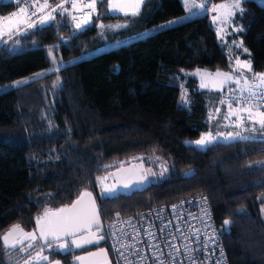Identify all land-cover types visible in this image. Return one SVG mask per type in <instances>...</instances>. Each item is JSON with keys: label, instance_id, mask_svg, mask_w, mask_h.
<instances>
[{"label": "trees", "instance_id": "obj_1", "mask_svg": "<svg viewBox=\"0 0 264 264\" xmlns=\"http://www.w3.org/2000/svg\"><path fill=\"white\" fill-rule=\"evenodd\" d=\"M17 1L0 0V16ZM241 8L235 21L247 52L227 53L209 15L103 51L183 17L180 0H143L135 16L110 14L107 0H97L82 31L70 30L67 13L57 11L46 25L0 42V86L48 69V49L64 61L93 54L0 93V236L17 224L32 232L46 209L71 205L83 191L92 193L103 228L201 196L228 264H264V164L257 163L264 161V141L216 143L202 151L185 145L208 132L213 113L216 120L226 115L218 103L221 90H198L186 72L231 71L236 58L250 61L253 74L264 73V7L244 0ZM126 162L142 163L152 182L139 193L102 196L111 173ZM34 243L20 252L0 242V264H25L41 247L49 261L40 264H71L76 257ZM93 249H104L110 260L106 241Z\"/></svg>", "mask_w": 264, "mask_h": 264}, {"label": "snow or ice", "instance_id": "obj_2", "mask_svg": "<svg viewBox=\"0 0 264 264\" xmlns=\"http://www.w3.org/2000/svg\"><path fill=\"white\" fill-rule=\"evenodd\" d=\"M107 2L110 8H120V4L117 3L116 0H107ZM142 2L143 0H131V3L134 4L131 15L135 16L138 14L139 6ZM241 2L242 0H232V3L230 4L213 5V11H218V16H214L213 20L215 21L222 16L224 22H226L235 14V9L242 12L243 9L241 8ZM70 3L72 8H77L78 0H70ZM96 3L97 0H89L86 7L90 9V12L86 13L87 16H90L91 12L96 11ZM185 6H188V0H185ZM29 7H34L35 10L29 11ZM191 7L204 9L206 4H192ZM49 8H51V11L45 12V10ZM121 10L123 9L121 8ZM189 10L191 11V8H189ZM219 10L223 11L220 12ZM57 11H59V14L63 15L68 12V9L64 7L63 3L52 7L49 5L48 0H44L42 4L39 3V0H34L33 5L19 7V12H13L9 14V16L0 17V38H3L4 36L12 37L14 35H19L21 33V26H24L23 30L26 32L29 29L36 28L37 25H45L49 21L55 19L53 12ZM33 17H38V19H33ZM73 19L75 20L76 17L73 16ZM87 22L88 20L85 19L82 23L86 24ZM76 27L80 28L81 24L78 23ZM240 46L241 45H237V47ZM245 51H247V49H245ZM49 54L51 55V51ZM237 65L240 69H246L249 72L252 70L250 61L237 60ZM236 71L237 69L235 68L232 69L231 72H222L217 70L215 73L205 72L204 76H215L217 78H221L219 80L217 90H221L223 84L229 81L240 85L241 80H243V86L240 88L241 98L236 102L249 106L242 107L238 109V111L241 113H247V121L252 125V132L259 131L264 134V110H261L264 109V91H256V89H264V73H255L251 78V81L254 82H250L249 78L244 75L243 71L240 72V76L234 77L233 74ZM200 73L201 70L197 69L194 75H199ZM35 75L39 77L44 74L37 73ZM204 76L201 77V88L208 87V84L204 82ZM24 82L26 83V81ZM17 83L19 84L22 82ZM245 91L248 92L246 97L243 96ZM183 98L184 97L182 96V99ZM221 103H224V101L221 100ZM228 106L230 109L232 108L231 104ZM253 109H256V111L254 112ZM217 111H219V109H217ZM236 114V111H232L230 113V115ZM237 119L239 120L238 126L244 124L245 117L237 116ZM256 125H259V127L257 128ZM237 138L241 140H249L253 137L241 136L239 132L235 133V135L229 133L225 137L226 140H235ZM215 139L216 137H214L211 133H207L194 143L200 147H205L208 144H211ZM257 163L264 164V161H258ZM143 179L144 178L141 177V181ZM128 186L129 185L127 183L124 184V187ZM115 191V186H106L103 194L111 196L115 193ZM85 197H88L89 199L85 201ZM117 216H119V213H117ZM229 223V220L224 221L225 225H228ZM114 226L115 225H112V227ZM93 228L96 229L95 232L92 231ZM84 233H87V235H84ZM110 234L113 236L115 235L114 232ZM67 237H73L70 244L74 245L76 248H81L87 244L99 243L100 240L104 239L99 213L95 206V200L92 199L91 192H81L78 198L73 201L71 205H65L55 210L46 209L41 216L36 218V229L32 232H25L18 224L13 225L3 236H0V242H2L5 247L17 249L20 252H27L29 249H34L36 247V244L34 243L35 241L42 240L48 249H52L55 246L61 251H66L69 248V241L66 239ZM62 240L63 242H61ZM26 241L29 242L25 243ZM43 251L44 247H41L40 250L36 252L35 257L29 256V258L25 260V264H32V261H35V264H40V261H49V257L42 254ZM89 255L95 256L97 254L89 253ZM84 259L85 258L81 256L76 257V260L80 261L81 264H83ZM49 264H51V262H49ZM56 264H59V261H57ZM161 264H163V262H161Z\"/></svg>", "mask_w": 264, "mask_h": 264}, {"label": "built area", "instance_id": "obj_3", "mask_svg": "<svg viewBox=\"0 0 264 264\" xmlns=\"http://www.w3.org/2000/svg\"><path fill=\"white\" fill-rule=\"evenodd\" d=\"M196 1L213 10V4L209 0ZM61 2L68 9L67 25L70 30L79 32L91 24L95 12H91L90 16L86 15L90 12L86 7L89 0H78L77 8L71 7L70 0ZM18 3L19 7H25L33 5L34 0H18L12 10L0 17L19 12ZM34 10V7H29V11ZM73 16L76 17L75 20ZM85 19L88 20L86 24L82 23ZM78 23L81 24L80 28L76 27ZM23 27L21 26V32L24 31ZM244 74L250 82H254L251 81L254 75L251 71H244ZM242 86L240 84L222 89L218 99L219 106L224 109H230L229 104L232 108L248 107L249 105L236 102L241 98ZM247 95L248 92L245 91L243 96ZM112 232L115 233L114 236L110 234ZM103 235L110 249L111 264H228L209 203L201 196L147 209L131 217L117 218L103 228Z\"/></svg>", "mask_w": 264, "mask_h": 264}, {"label": "rangeland", "instance_id": "obj_4", "mask_svg": "<svg viewBox=\"0 0 264 264\" xmlns=\"http://www.w3.org/2000/svg\"><path fill=\"white\" fill-rule=\"evenodd\" d=\"M244 0H242L243 2ZM257 4H259L260 6L264 7V0H254ZM241 2V3H242ZM191 4H196L199 5L201 4L200 2L196 1V0H192L190 2ZM232 3V0H225L222 1L220 3L217 4H230ZM216 5V4H215ZM196 13L198 16H203V15H209V19H210V23L212 26V29L214 30L215 36H216V40L218 41L219 45L224 48L227 53L231 54L233 51H236L235 49H239L241 48L243 51H245V49L242 47L241 41H240V37H239V33L242 32V28L241 26L235 21V18L237 15H239L240 11L238 9L234 10V15L228 19L226 22H224L223 17L220 16V18L216 19L215 21L213 20L214 16H218V11H213L212 9L205 7L204 9L198 8V7H194ZM49 9H46L45 12H47ZM212 10V12H211ZM51 11V10H49ZM220 12H222L223 10H219ZM181 19H184V17H180L178 19H174L172 21L174 22H180ZM179 23H175L174 25H177ZM168 23H164L158 26H154L148 30H146L145 32L129 37L127 39L121 40V41H117L114 42L112 44L107 45L103 51H109V50H113L118 48L119 46L122 45H127L129 43L141 40L143 38H145L148 35L154 34L157 31L166 29ZM46 25V24H45ZM41 26V25H38ZM43 26V25H42ZM119 27V26H118ZM118 27L114 28L117 29ZM165 27V28H163ZM103 34V33H102ZM237 45H241L240 47H237ZM51 51V55L49 54ZM247 52V51H246ZM45 55L47 57V59L50 62V65L48 67V69L38 72V73H43L44 75L48 74L49 72L76 63L78 61H81L82 59H85L86 57H90L93 54H89L88 56H80L77 58H73L67 61L62 60L59 55L58 52L55 49H48L45 51ZM234 68L237 69V71L233 74L234 77L240 76V72L241 71H247L246 69H240L239 66L237 65V59L234 58ZM201 70V69H199ZM197 69L195 70H191L185 73L186 77L192 78L196 81V86L198 88V90H206V91H210V92H217L220 90H217V87L219 86V80L221 78H217L215 76H204L205 72L208 73H215V72H209V71H205V70H201V73L199 75H194V73H196ZM222 72H231V71H222ZM37 74V73H35ZM35 74L20 78L16 81H13L9 84H5L3 86H0V93H3L5 91H8L10 89L16 88L18 86H21L23 84H25L24 81L29 82L35 78H38ZM245 75V74H244ZM43 76V75H41ZM39 76V77H41ZM204 76V82H206L208 84L207 88H201V77ZM17 82H22V83H17ZM241 83H243V80H241ZM215 85V86H214ZM228 86H232V87H236L239 86L237 84L232 83L231 81L223 84L222 89L228 87ZM221 89V90H222ZM242 107H237V108H232V109H226V115H222L221 118H218V120H216V116L215 114H217L215 111V113L212 114V116H210L208 118V124L210 126L209 130L207 133H211L214 137H216V139L211 143L208 144L205 147H200L198 145H196L194 142H186L185 145L188 147H192L195 148L197 150H204L207 147L216 144V143H221V144H229V143H233V142H240V141H253V140H261L264 141V134H262L261 132L257 131V132H252V125L247 121V113H241L238 111V109H240ZM232 111H236V115H230V113ZM253 111L255 112L256 109H253ZM237 116H243L245 117V121L243 125H239V120L237 119ZM227 117V118H225ZM256 127L258 128L259 125H256ZM239 132L241 136H248V137H253L249 140H241L239 138L232 140V139H225V137L229 134L232 133L233 135H235V133ZM204 133L200 136V138L207 134ZM219 134V135H218ZM199 138V139H200ZM146 175L148 177L149 183L152 182L150 173L148 171H146Z\"/></svg>", "mask_w": 264, "mask_h": 264}, {"label": "water", "instance_id": "obj_5", "mask_svg": "<svg viewBox=\"0 0 264 264\" xmlns=\"http://www.w3.org/2000/svg\"><path fill=\"white\" fill-rule=\"evenodd\" d=\"M15 4H17V2H15ZM141 177L144 178L142 181H141ZM126 183L129 185L128 187H124V184ZM148 185H149V180L146 175V169L144 165L139 162H129V163L126 162L121 167H119L118 169L114 170L111 173L110 187L115 186L116 188V191L114 194H112V196H118V195L123 196V195H131L134 193H139L141 190L146 188ZM103 192H104V189L101 190L102 196L109 197L108 195H104ZM88 199H89L88 197H85V201H87ZM92 199L94 198L92 197ZM95 206H96V202H95ZM96 209H97V206H96ZM228 226L229 225H225L223 223V229H227ZM35 229H36V224L34 226V230ZM92 231L95 232L96 229L93 228ZM102 234H103V227H102ZM84 235H87V233H84ZM66 239L69 241V245L72 251L74 252L98 247L99 245L104 244L105 242V239H103V240H100L99 243L87 244L81 248H76L74 245L70 244V241L71 239H73V237H67ZM37 241L41 246H45L44 241L42 240H37ZM1 245L3 246L2 242H1ZM89 253H96L97 255L90 256ZM89 253L80 255L81 257L85 258L83 261V264H111L108 258L107 252L104 249H97ZM51 264H56V262H52ZM73 264H81V262L77 261L75 258L73 261Z\"/></svg>", "mask_w": 264, "mask_h": 264}, {"label": "crops", "instance_id": "obj_6", "mask_svg": "<svg viewBox=\"0 0 264 264\" xmlns=\"http://www.w3.org/2000/svg\"><path fill=\"white\" fill-rule=\"evenodd\" d=\"M6 1V3L7 2H11L12 0H5ZM181 1V4H182V6H183V8H184V11H185V14H184V19H181L180 20V22L182 23V22H184V21H187V20H189V19H192V18H194V17H197L198 15H197V13H196V11H195V9H194V7H191V1L192 0H188V6L186 7L185 6V0H180ZM44 1H40L39 3H43ZM116 2L117 3H119L120 4V8H115V9H113V8H110L109 7V4H108V11H109V13L110 14H113V15H120V16H125V15H131V12H132V10H133V7H134V4L133 3H131V0H116ZM60 3H63V2H61V0H58L56 3H53L51 6L52 7H55L57 4H60ZM143 3V2H142ZM141 3V4H142ZM64 4V3H63ZM141 4H140V6H139V9H140V7H141ZM65 7V6H64ZM121 8L123 9V10H121ZM189 8H191V11L189 10ZM49 10H51V8H49ZM48 10V11H49ZM54 13L55 12H53V15H54ZM127 13V14H126ZM50 22V21H49ZM48 22V23H49ZM168 24H167V27L166 28H168V27H171V26H173V24H175V23H179V22H174V21H169V22H167ZM38 26V25H37ZM163 28H165V27H163ZM9 37L8 36H4L3 38H0V42H2V41H5L6 39H8ZM241 84H243V83H241Z\"/></svg>", "mask_w": 264, "mask_h": 264}, {"label": "flooded vegetation", "instance_id": "obj_7", "mask_svg": "<svg viewBox=\"0 0 264 264\" xmlns=\"http://www.w3.org/2000/svg\"><path fill=\"white\" fill-rule=\"evenodd\" d=\"M61 242H63V241H61ZM54 248L56 249L57 252L61 253V256H62V254H67V255L71 254V255H72V253H76V257H77V256H80V255H84V254H86V253H89V252H92V251L96 250V249H93V248H89V249H86V250H83V251L74 252V251H72L70 245H69V248H68L66 251H61V250H59L58 248H56L55 246H54ZM94 248H95V247H94ZM76 257H75V258H76ZM75 258H74V259H75ZM74 259H72L71 264H73ZM56 262H57V261H56ZM59 263H60V262H59ZM60 264H61V263H60Z\"/></svg>", "mask_w": 264, "mask_h": 264}]
</instances>
